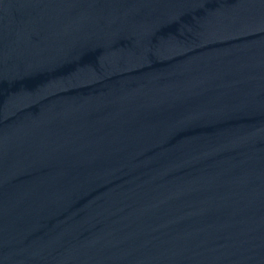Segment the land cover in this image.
<instances>
[{
  "label": "water",
  "instance_id": "obj_1",
  "mask_svg": "<svg viewBox=\"0 0 264 264\" xmlns=\"http://www.w3.org/2000/svg\"><path fill=\"white\" fill-rule=\"evenodd\" d=\"M0 264H264V0H0Z\"/></svg>",
  "mask_w": 264,
  "mask_h": 264
}]
</instances>
